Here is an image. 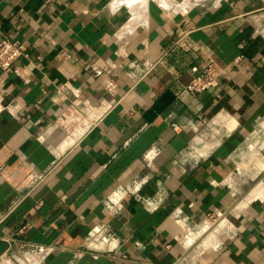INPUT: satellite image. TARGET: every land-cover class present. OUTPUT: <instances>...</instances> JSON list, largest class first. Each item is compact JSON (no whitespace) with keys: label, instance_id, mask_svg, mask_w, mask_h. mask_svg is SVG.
I'll list each match as a JSON object with an SVG mask.
<instances>
[{"label":"crops","instance_id":"0c3cea01","mask_svg":"<svg viewBox=\"0 0 264 264\" xmlns=\"http://www.w3.org/2000/svg\"><path fill=\"white\" fill-rule=\"evenodd\" d=\"M263 6L0 0V264H264Z\"/></svg>","mask_w":264,"mask_h":264},{"label":"built area","instance_id":"2783aa9c","mask_svg":"<svg viewBox=\"0 0 264 264\" xmlns=\"http://www.w3.org/2000/svg\"><path fill=\"white\" fill-rule=\"evenodd\" d=\"M264 8V6L262 7ZM25 54L23 45L19 40L9 38L7 36H0V68L4 71L11 72L15 70L16 62ZM193 72H198L199 67L192 68ZM143 75L149 72L148 70H142ZM218 68L214 62L209 63L203 67L201 72L196 74L191 82H189L185 89L190 93L196 95L200 92L214 89L218 85ZM216 214H211V218H215ZM47 250L45 247H40L39 251L43 252ZM32 264V263H31Z\"/></svg>","mask_w":264,"mask_h":264},{"label":"rangeland","instance_id":"374dc122","mask_svg":"<svg viewBox=\"0 0 264 264\" xmlns=\"http://www.w3.org/2000/svg\"><path fill=\"white\" fill-rule=\"evenodd\" d=\"M146 1H147V10H148L149 0ZM150 1L166 9L179 10L176 8H187L192 5L203 4V3H207V5L213 6V4L218 0H150ZM184 2H186V4Z\"/></svg>","mask_w":264,"mask_h":264},{"label":"bare ground","instance_id":"6f19581e","mask_svg":"<svg viewBox=\"0 0 264 264\" xmlns=\"http://www.w3.org/2000/svg\"><path fill=\"white\" fill-rule=\"evenodd\" d=\"M186 4V2H184ZM191 4V3H190ZM190 7V6H189Z\"/></svg>","mask_w":264,"mask_h":264}]
</instances>
